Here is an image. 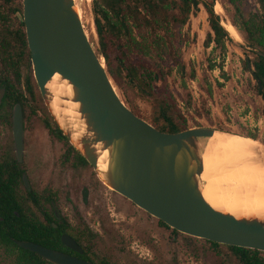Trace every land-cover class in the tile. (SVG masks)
<instances>
[{"label": "water", "instance_id": "obj_1", "mask_svg": "<svg viewBox=\"0 0 264 264\" xmlns=\"http://www.w3.org/2000/svg\"><path fill=\"white\" fill-rule=\"evenodd\" d=\"M18 14L26 26L30 62L45 102L103 182L181 233L264 252V213L236 215L212 206L204 196V142L215 135L216 128L167 132L137 115L119 94L75 0H23V12ZM238 42L264 56L258 48ZM56 76L70 91L57 93L50 87ZM4 94L5 88L0 90V104ZM13 127L21 160L24 117L20 103L14 108ZM24 183L31 190L27 178ZM62 240L83 252L71 236L64 235ZM14 241L52 264H96L34 241Z\"/></svg>", "mask_w": 264, "mask_h": 264}, {"label": "rangeland", "instance_id": "obj_2", "mask_svg": "<svg viewBox=\"0 0 264 264\" xmlns=\"http://www.w3.org/2000/svg\"><path fill=\"white\" fill-rule=\"evenodd\" d=\"M75 1L82 14L86 32L98 50L94 0ZM210 1L215 2V11L221 16L224 26L238 24L239 28H235L241 34V42L246 43V34L241 30L245 19L261 13L258 0H238L240 13L229 0ZM211 33L208 13L201 5L196 14H191L186 25L174 28L172 33L149 26L141 31V36L150 40L158 38L167 47V53L154 47H151V55L144 56L142 51L138 52L133 48H130L129 53L133 59L145 57L157 68L168 71L167 89L190 128L213 127L256 139L264 146V99L257 80L245 69V62L254 56L244 51L236 39L225 45L219 46L215 42L208 45ZM136 34L139 35V31ZM1 74L0 71V76ZM114 83L125 103L137 115L156 125L153 99L141 93L135 84L127 82L119 87L115 80ZM18 88L23 90L20 85ZM37 96L39 99H26L28 126L33 129L31 132L39 133L40 140L37 141L42 145L41 148H55V141L49 139L44 130V119H55L39 89ZM30 110H34L35 114ZM11 115L12 108L5 105L0 113L2 146L8 142L5 137L11 134ZM27 148L29 152L26 156L29 157L25 158V163L32 166L33 188L40 194L51 191L59 194L62 191L72 193L76 204L71 207L69 201L62 198L59 206L73 218L74 223L76 221L78 229L94 230L98 234L99 238H88L85 241L96 260L105 259L109 264H237L233 261L234 254L227 246H211L205 239L173 231V228L108 186L93 167L85 166L76 171L66 170L67 172L64 167L58 175L55 173L56 160H34L32 155L35 147ZM53 157L57 158L56 155ZM43 168L46 170L42 173ZM254 169L256 168L252 170ZM21 190L26 193L23 187ZM231 192L233 193L232 187ZM27 206L36 212L37 207L30 203ZM219 206L236 215L264 213V205L249 208V205L242 202L227 204L221 201ZM261 254L264 256L263 251ZM12 263V258L6 255L5 248L0 245V264Z\"/></svg>", "mask_w": 264, "mask_h": 264}, {"label": "trees", "instance_id": "obj_3", "mask_svg": "<svg viewBox=\"0 0 264 264\" xmlns=\"http://www.w3.org/2000/svg\"><path fill=\"white\" fill-rule=\"evenodd\" d=\"M229 1L240 13L238 0ZM22 2L23 0H0V21L7 24L3 31L10 32L8 35L1 36L5 42L0 45V58L3 55H12V51L16 47H20L23 56L27 55L26 62L28 64L30 50L27 45L25 24L17 18L18 11H23ZM258 2L261 6V13L253 14L245 19L244 28L241 31L245 32V41L248 45L264 52V0H258ZM201 5L208 13V20L212 29L207 44L215 42L220 46L225 45L226 42H234V38L222 24L221 16L215 11L214 1L94 0L95 26L99 37L98 53L104 57L108 71L119 87H123L127 82L135 84L141 93L153 99L156 110V117L154 118L156 125L154 126L163 131L179 132L190 127L177 108L172 94L167 89L168 71L157 68L145 57L133 59L129 53L130 48L138 52L142 51L144 56L151 55V47L161 48L162 52L167 53V47L158 38L150 40L146 36H141V31L149 26L155 30L172 33L174 28L186 25L191 14H196ZM242 16L245 15L242 14ZM11 17H16V25L9 22ZM234 26L239 28L236 23ZM136 31H139V35L136 34ZM16 32L17 35L14 34ZM242 48L254 56L253 59L248 58L245 62V69L250 71L253 76L255 75L254 78L258 82L260 94L264 99V56L247 48ZM7 59L9 60V58ZM2 62L5 63V61H1L0 64ZM5 65L10 66L15 77H21L19 70H16L18 68L12 61L6 62ZM8 71L9 69H5L3 73L8 75ZM0 84L7 86L8 95L16 88L14 84L8 82H0ZM27 86L32 92L31 82H27ZM15 100L16 102L22 101L20 98ZM56 126L58 127L57 124ZM79 156L84 163H88L80 152ZM4 168H1L0 173V218H2L0 219V245L5 248L6 255L12 258V264H52L37 253L24 249L15 243L14 239L29 240L60 250L58 243L60 233L51 225L28 218L29 213H27L20 192H18L19 182L3 179ZM29 196L37 206L38 202L32 193H29ZM27 209L30 211L29 206ZM161 222L166 225L163 221ZM173 231L179 232L175 229ZM212 243L216 247L221 245L216 242ZM225 246L234 255L251 258L253 264L261 262L259 257L261 251L259 250ZM99 264L107 263L100 262Z\"/></svg>", "mask_w": 264, "mask_h": 264}, {"label": "flooded vegetation", "instance_id": "obj_4", "mask_svg": "<svg viewBox=\"0 0 264 264\" xmlns=\"http://www.w3.org/2000/svg\"><path fill=\"white\" fill-rule=\"evenodd\" d=\"M18 12H21V11H18ZM17 18L20 22L24 23L20 19L18 13H17ZM9 22H11V24L16 25V17H11V20ZM5 23L0 21V45H2L3 42H5L4 40H2L1 36L10 34V32L3 31V28L7 26V24ZM25 30H26V26H25ZM14 34L17 35V32ZM26 36H27V33H26ZM27 45H28V39H27ZM28 48H29V45H28ZM7 58H9V60ZM26 58H27V55L25 54V57L23 56L20 47H16L12 51V55H7V56L3 55V57L0 58V62L5 61V63L2 62V64H0V71L2 73L0 76V82H8L12 85L14 84L16 87L8 95L7 86L0 84V90L5 88V94L0 104V113H2V110L4 109L5 105H8L12 108V115H11L12 126H11V132H10L11 134L10 135L7 134L9 136L5 137L8 139V142H6L4 146L0 145V173H1V168L5 167L3 170V175H2L4 177L3 179H6L7 181L16 180L19 182L18 192H20V195L22 197V202L26 207L27 213H29L28 218L30 217L31 219H35L39 223L51 225L54 229L59 231L60 234H59L58 243L60 244V251L71 254L73 256H77L85 260L92 261L96 264H99L100 262L109 264L108 260L101 259L99 261V260H96L94 257H92L91 249L85 243L86 239L88 238L90 239L99 238L98 234L94 232V230L78 229L76 221L74 223L73 218L69 216L68 214H65L60 208L59 202L61 201L62 198L68 200L71 207H73L76 204V200L73 197L72 193L70 192L67 193V192L62 191L61 194H59L54 191L53 192L51 191L47 194H44V193L40 194L36 192V190L33 188L31 184L32 166H29L25 163V158L27 157L26 153L29 152V149L27 147L29 146L35 147V149L33 150L34 154L32 155V158L34 160H37V159L42 160L43 158L45 159L50 158L52 160H56L57 167L55 168V173L58 175L62 171V168L64 167H66L65 171L66 170L76 171L77 169L83 168L85 166H91V167L93 166L89 162L88 164V163H84L81 160L79 156V152L71 144L70 140L66 137L64 132L60 129L59 126L58 127L56 126L57 123L55 121H51L48 117L44 119V123H45L44 130L48 138L53 139L55 141V143L53 144L55 148L45 149L43 147L42 148L40 147L41 144L38 142L40 140V135L39 133L37 134L36 132H31L33 131V129L28 126L29 116L27 115V111H26V108H27L26 99H29L32 101L35 97H38L37 90L39 89L40 91V88L37 84V81L34 75L33 66L31 65V62H30L31 51H30V57L28 60V64L26 62ZM11 61L16 65V68H18L16 70H19V73H20L19 75H21V77H18V78L15 77V75L12 74L13 71L11 70L10 66L5 65L6 62H11ZM5 69H9L8 71L9 73L7 72L8 75L3 73ZM32 76H34V78H32ZM27 82H31L32 92H30L27 86ZM35 82L37 85L35 84ZM19 85L23 88V90L18 88ZM16 98H20L22 101L16 102L15 100ZM18 103L22 105L23 117H24V148H23V154L21 155L22 157L21 160L19 159V153L16 149L15 134H14V127H13L14 108H15V105ZM30 112H32V114H35L34 110L32 111L30 110ZM39 147L41 149H39ZM54 155H56L57 158H54L53 157ZM53 166L55 167L54 164ZM45 170L46 169L43 168L41 172L43 173ZM24 178H27L29 180V183L31 185V190H29L27 186L25 185ZM21 187L25 189L26 193L21 192L22 191ZM28 192L32 193L34 199L37 200L38 202L37 206L31 200ZM28 203L32 204L34 207H37L36 212H31V210L28 211L27 209ZM64 235H69L72 238H74L76 242L82 247L83 252L81 253V252L75 251L67 247V245H65L62 240ZM209 244L211 246H214L212 241ZM259 257L261 259V262L256 263V264H264V256L260 254ZM233 261L237 262V264H253L251 258H248V257L244 258L243 256H237V255H233Z\"/></svg>", "mask_w": 264, "mask_h": 264}, {"label": "bare ground", "instance_id": "obj_5", "mask_svg": "<svg viewBox=\"0 0 264 264\" xmlns=\"http://www.w3.org/2000/svg\"><path fill=\"white\" fill-rule=\"evenodd\" d=\"M226 29L234 39L241 41V34L234 25L227 24ZM57 79L58 76L50 84L52 89L57 93L70 91V87L59 83ZM67 104L72 106L70 102ZM55 107L58 108L57 105ZM66 112L74 114L71 110ZM263 167L264 146L260 141L218 130L213 137L204 142L202 177L205 180L203 186L205 198L216 208H220L221 201L227 204L242 202L244 205H249V208L254 205H264ZM253 168L256 169L252 170Z\"/></svg>", "mask_w": 264, "mask_h": 264}]
</instances>
